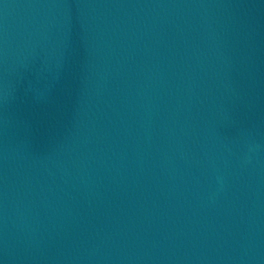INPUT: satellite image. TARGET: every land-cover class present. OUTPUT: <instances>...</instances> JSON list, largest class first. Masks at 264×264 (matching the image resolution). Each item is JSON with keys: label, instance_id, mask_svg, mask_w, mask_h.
<instances>
[{"label": "water", "instance_id": "1", "mask_svg": "<svg viewBox=\"0 0 264 264\" xmlns=\"http://www.w3.org/2000/svg\"><path fill=\"white\" fill-rule=\"evenodd\" d=\"M0 264H264V0H0Z\"/></svg>", "mask_w": 264, "mask_h": 264}]
</instances>
